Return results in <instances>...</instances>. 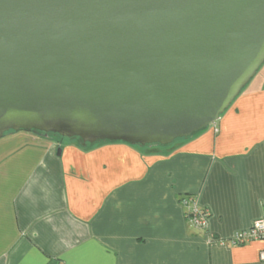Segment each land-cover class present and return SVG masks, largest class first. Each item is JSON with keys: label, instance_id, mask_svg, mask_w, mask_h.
<instances>
[{"label": "water", "instance_id": "obj_1", "mask_svg": "<svg viewBox=\"0 0 264 264\" xmlns=\"http://www.w3.org/2000/svg\"><path fill=\"white\" fill-rule=\"evenodd\" d=\"M263 64L264 0H0V139L168 146Z\"/></svg>", "mask_w": 264, "mask_h": 264}, {"label": "crops", "instance_id": "obj_2", "mask_svg": "<svg viewBox=\"0 0 264 264\" xmlns=\"http://www.w3.org/2000/svg\"><path fill=\"white\" fill-rule=\"evenodd\" d=\"M23 134L0 139V264H264V241H209L264 216V83L168 147Z\"/></svg>", "mask_w": 264, "mask_h": 264}, {"label": "built area", "instance_id": "obj_3", "mask_svg": "<svg viewBox=\"0 0 264 264\" xmlns=\"http://www.w3.org/2000/svg\"><path fill=\"white\" fill-rule=\"evenodd\" d=\"M182 203L186 209L188 223L195 228L206 230L209 226V211L202 207L193 195L185 196ZM209 241L218 242L221 245H245L253 241H264V216L256 220L249 229L238 231L230 239L212 237ZM260 257L264 261V248L261 250Z\"/></svg>", "mask_w": 264, "mask_h": 264}, {"label": "rangeland", "instance_id": "obj_4", "mask_svg": "<svg viewBox=\"0 0 264 264\" xmlns=\"http://www.w3.org/2000/svg\"><path fill=\"white\" fill-rule=\"evenodd\" d=\"M262 83H264V64L261 66V68L259 69V71L255 75V77L252 79V81L249 83V85H247V87L244 90H246L247 88H249L252 85L254 86V85H259ZM19 133H24L23 135H28V136L35 135L32 133H28V132H19ZM11 134H13V133H11ZM11 134H7L6 138H8ZM29 139H31V138H29Z\"/></svg>", "mask_w": 264, "mask_h": 264}, {"label": "trees", "instance_id": "obj_5", "mask_svg": "<svg viewBox=\"0 0 264 264\" xmlns=\"http://www.w3.org/2000/svg\"><path fill=\"white\" fill-rule=\"evenodd\" d=\"M37 135H42V134L38 133ZM50 136H52V137H56V138H59V139H61V140H67V139H63V138H61L60 136H56V135H50ZM183 140H185V139L177 140V141L174 142L173 144H175V143H177V142H180V141H183ZM73 141H76V142H78L79 144H81V141H80L79 139H74ZM101 143H103V142L96 143V144H87L85 147H92V146H95V145H98V144H101ZM173 144H171V145H173ZM168 146H170V145H168ZM168 146L147 145V146H144V147L147 148V147H168Z\"/></svg>", "mask_w": 264, "mask_h": 264}]
</instances>
